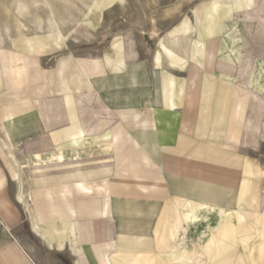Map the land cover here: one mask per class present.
Listing matches in <instances>:
<instances>
[{
    "label": "crops",
    "instance_id": "obj_1",
    "mask_svg": "<svg viewBox=\"0 0 264 264\" xmlns=\"http://www.w3.org/2000/svg\"><path fill=\"white\" fill-rule=\"evenodd\" d=\"M124 1L0 22V264H264V0Z\"/></svg>",
    "mask_w": 264,
    "mask_h": 264
},
{
    "label": "rangeland",
    "instance_id": "obj_2",
    "mask_svg": "<svg viewBox=\"0 0 264 264\" xmlns=\"http://www.w3.org/2000/svg\"><path fill=\"white\" fill-rule=\"evenodd\" d=\"M17 0H0V22L4 23L5 25H11L13 22H18L20 26H23L24 23L27 26L28 24L30 25H35L37 26L38 23L37 19L38 17L42 18L44 21V14H45V6L40 2L38 6L34 8V6H31L32 8L30 9L29 12L24 13V15L18 14V12L15 10V2ZM30 2L32 0H23ZM75 0H48V3L51 5L53 11L54 8L60 9L61 6L65 7L69 3L73 2ZM179 2V0H177ZM177 2H175L177 4ZM183 6V5H182ZM23 23V24H22ZM38 27V26H37ZM107 34H104L105 37H107ZM126 40L132 41V44H134V33L129 32L125 34ZM104 40H101L103 42ZM105 45V44H104ZM249 118H251V112L249 114Z\"/></svg>",
    "mask_w": 264,
    "mask_h": 264
},
{
    "label": "bare ground",
    "instance_id": "obj_3",
    "mask_svg": "<svg viewBox=\"0 0 264 264\" xmlns=\"http://www.w3.org/2000/svg\"><path fill=\"white\" fill-rule=\"evenodd\" d=\"M124 1V0H123ZM126 1V0H125ZM124 1V2H125ZM185 1H187V0H179V2L176 4L175 3V5H174V8H173V10H175L176 11V9H178V8H180V6H182L183 4H184V2ZM40 2H42V4H44L45 6H47V8L50 10V12H51V17L49 16V18L47 19L48 20V24H50L51 25V27H54V26H57L58 25V22L61 20V18H58V17H56V16H54V11H53V9H52V7H51V5L48 3V0H32V1H30V2H27V1H23V0H17L16 2H15V10L18 12V14H20V15H24V13H26V12H29L30 11V9L32 8L31 6H34V8L36 7V6H38V4L40 3ZM150 2V1H149ZM152 2V1H151ZM154 2V1H153ZM152 2V3H153ZM121 3H122V1H121ZM157 4V3H156ZM153 5H154V3H153ZM153 5H151V6H153ZM150 8V7H149ZM154 8H155V6H154ZM153 8V9H154ZM171 8V6H170V9H168V10H171L172 9ZM156 9V8H155ZM154 9V10H155ZM167 9V8H166ZM161 11H162V9H161ZM165 11H167V10H165ZM172 11V10H171ZM171 11H167L168 12V14L170 15V12ZM49 12V13H50ZM155 13H157V12H155ZM166 13V12H165ZM167 14V13H166ZM167 14V15H168ZM50 15V14H49ZM159 15V14H158ZM154 16V15H153ZM152 16V17H153ZM149 18V19H151V21L154 23L155 22V19L154 18ZM155 17V16H154ZM157 17V16H156ZM160 17H161V15H160ZM175 17V16H174ZM36 23H38V28L39 29H41L42 28V26H43V23H44V21H43V19L42 18H40V17H38V19H37V22ZM23 24V23H22ZM24 25H26L25 23H24ZM24 25L23 26H21V27H24ZM18 26H19V24H18ZM17 26V27H18ZM45 26V25H44ZM48 27V26H47ZM20 28V27H19ZM29 29V28H28ZM9 30V29H8ZM7 30V31H8ZM38 32V31H37ZM44 32V31H43ZM125 32V31H124ZM20 33H22V32H20ZM41 33V32H40ZM55 33V32H54ZM56 33H59V31L58 32H56ZM51 34V33H50ZM108 34H109V32H108ZM46 35V34H45ZM20 36V35H19ZM62 36V35H61ZM120 36V35H119ZM21 37V36H20ZM63 37V36H62ZM40 39V38H39ZM31 40V39H30ZM32 40H35V39H32ZM122 40V39H121ZM27 41V40H26ZM45 41V40H44ZM128 41V40H127ZM130 41V40H129ZM8 42V41H7ZM51 42V41H50ZM115 43V42H114ZM45 44H46V42H45ZM31 45V44H30ZM113 45V44H112ZM40 46V45H39ZM38 46V47H39ZM35 49V48H34ZM41 49H42V47H41ZM31 57V56H30ZM32 211V210H31ZM32 213V212H31ZM36 227V226H35Z\"/></svg>",
    "mask_w": 264,
    "mask_h": 264
}]
</instances>
